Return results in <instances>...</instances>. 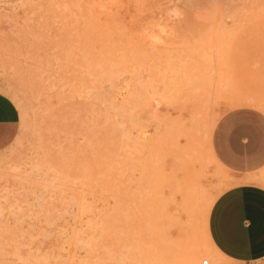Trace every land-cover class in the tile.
I'll return each mask as SVG.
<instances>
[{"label":"rangeland","instance_id":"374dc122","mask_svg":"<svg viewBox=\"0 0 264 264\" xmlns=\"http://www.w3.org/2000/svg\"><path fill=\"white\" fill-rule=\"evenodd\" d=\"M0 91V264H264L210 229L264 196V160L215 147L227 116L264 119V0H0Z\"/></svg>","mask_w":264,"mask_h":264},{"label":"crops","instance_id":"0c3cea01","mask_svg":"<svg viewBox=\"0 0 264 264\" xmlns=\"http://www.w3.org/2000/svg\"><path fill=\"white\" fill-rule=\"evenodd\" d=\"M20 111L0 91V130L11 136ZM222 160L234 168L255 166L264 160V119L253 112H236L222 120L215 135ZM218 201L211 213V234L223 255L239 263L264 255V196L242 188Z\"/></svg>","mask_w":264,"mask_h":264},{"label":"bare ground","instance_id":"6f19581e","mask_svg":"<svg viewBox=\"0 0 264 264\" xmlns=\"http://www.w3.org/2000/svg\"><path fill=\"white\" fill-rule=\"evenodd\" d=\"M195 117V116H194ZM203 188V187H202ZM198 189H199V187H198ZM200 192H203V189L201 190V191H197V193H200ZM204 192H205V190H204ZM203 194V193H202ZM189 197V196H188ZM198 197V196H197ZM111 198V197H110ZM113 198L115 199V197H112L110 200H113ZM202 198H204V197H202ZM191 199H193V200H195L194 198H191ZM198 199V198H197ZM200 199V198H199ZM188 200H190V199H188ZM203 200V199H202ZM198 201V200H197ZM203 202V201H202ZM115 203H117V201L115 202ZM114 204V203H113ZM112 204V205H113ZM197 204H198V202H197ZM201 204V203H200ZM197 206V205H196ZM115 207V206H114ZM113 207V208H114ZM112 208V207H111ZM190 209V208H189ZM111 211H114V210H111ZM108 213H111V212H108ZM108 218V217H107ZM98 219V218H97ZM88 220V219H87ZM110 220V219H109ZM89 222H90V220H88ZM108 224H109V222H108ZM75 226V225H74ZM73 227V226H72ZM99 227V226H98ZM63 229V228H62ZM69 229V228H68ZM94 230V229H93ZM101 231H104V230H101ZM68 232V231H67ZM106 235V234H105ZM111 235V234H110ZM22 236V235H21ZM69 236H72V234L71 235H69ZM83 239V238H82ZM94 243V242H93ZM89 244V243H88ZM79 249V248H78ZM107 249V248H106ZM76 250V249H75ZM17 253V252H16ZM80 253V252H79ZM88 253V252H87ZM114 253V252H113ZM89 254V253H88ZM97 254V253H96ZM107 254V253H106ZM110 254V253H109ZM112 256V255H111ZM207 256V258L209 259V260H211V257H209L208 255H206ZM48 258V257H47ZM77 259V258H76ZM112 259V258H111ZM208 259H206L207 261H208V264H209V260ZM52 260H54V258L52 259ZM79 260V259H78ZM84 260V259H83ZM191 260V259H190ZM43 261V260H42ZM48 261H49V259H48ZM105 261H106V259H105ZM109 261H110V259H109ZM203 261H204V259H202L201 260V263L200 264H203ZM85 263V262H84ZM89 263V262H88ZM187 263V262H186ZM77 264H78V262H77ZM187 264H193V262H188Z\"/></svg>","mask_w":264,"mask_h":264},{"label":"built area","instance_id":"2783aa9c","mask_svg":"<svg viewBox=\"0 0 264 264\" xmlns=\"http://www.w3.org/2000/svg\"><path fill=\"white\" fill-rule=\"evenodd\" d=\"M203 264H208V261L204 259Z\"/></svg>","mask_w":264,"mask_h":264}]
</instances>
